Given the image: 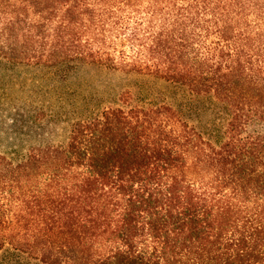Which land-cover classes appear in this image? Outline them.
<instances>
[{
	"label": "trees",
	"instance_id": "1",
	"mask_svg": "<svg viewBox=\"0 0 264 264\" xmlns=\"http://www.w3.org/2000/svg\"><path fill=\"white\" fill-rule=\"evenodd\" d=\"M70 58L181 82L230 113L218 145L168 104L76 122L46 174L90 214L70 226L78 264H232L244 238L216 243L218 212L264 201V0H0V62ZM16 205L1 168L0 247Z\"/></svg>",
	"mask_w": 264,
	"mask_h": 264
},
{
	"label": "rangeland",
	"instance_id": "2",
	"mask_svg": "<svg viewBox=\"0 0 264 264\" xmlns=\"http://www.w3.org/2000/svg\"><path fill=\"white\" fill-rule=\"evenodd\" d=\"M160 104L171 105L217 145L225 138L230 113L224 103L181 82L80 58L39 65L1 61L0 156L5 159L0 169L15 186L17 216L3 236L0 264H70L66 255L76 258L71 264L82 262L85 252L77 247L70 226L90 214L73 196L60 194L65 181L47 180L50 159L67 146L76 122L97 117L104 108ZM254 128L264 131L261 123ZM33 150L52 154L33 160L28 158ZM217 221L221 236L216 243L221 245L227 236L244 238L233 251L232 264H264V201L248 206L236 202L220 210Z\"/></svg>",
	"mask_w": 264,
	"mask_h": 264
}]
</instances>
